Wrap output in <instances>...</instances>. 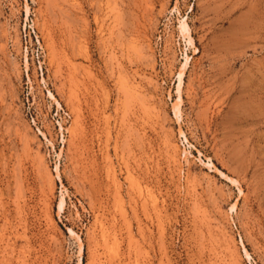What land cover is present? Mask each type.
I'll return each mask as SVG.
<instances>
[{"label": "rangeland", "instance_id": "obj_1", "mask_svg": "<svg viewBox=\"0 0 264 264\" xmlns=\"http://www.w3.org/2000/svg\"><path fill=\"white\" fill-rule=\"evenodd\" d=\"M0 264H264V0H0Z\"/></svg>", "mask_w": 264, "mask_h": 264}, {"label": "bare ground", "instance_id": "obj_2", "mask_svg": "<svg viewBox=\"0 0 264 264\" xmlns=\"http://www.w3.org/2000/svg\"><path fill=\"white\" fill-rule=\"evenodd\" d=\"M184 26V27H183ZM183 26H182V28H184L182 31H183V34L184 35H186V36H189V34H188V28H187V26H186V24H184L183 23ZM181 28V27H180ZM186 62H187V59H186ZM182 70H181V72H180V75H182ZM179 88V87H178ZM179 102H180V95H178V99H177V103L176 104H174V107H173V110H174V113H175V116L176 115H178V109H179ZM178 117V116H177ZM62 195V194H61ZM63 196L61 197V199H60V201H59V205H58V209H59V211L58 212H60V210L62 209V204H63ZM231 207V206H230ZM233 208V207H232Z\"/></svg>", "mask_w": 264, "mask_h": 264}, {"label": "built area", "instance_id": "obj_3", "mask_svg": "<svg viewBox=\"0 0 264 264\" xmlns=\"http://www.w3.org/2000/svg\"><path fill=\"white\" fill-rule=\"evenodd\" d=\"M41 52V51H40Z\"/></svg>", "mask_w": 264, "mask_h": 264}]
</instances>
